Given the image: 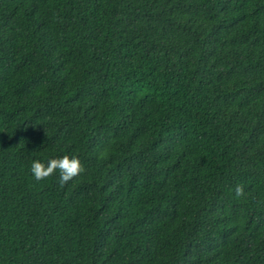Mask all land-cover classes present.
Segmentation results:
<instances>
[{"label": "trees", "instance_id": "1", "mask_svg": "<svg viewBox=\"0 0 264 264\" xmlns=\"http://www.w3.org/2000/svg\"><path fill=\"white\" fill-rule=\"evenodd\" d=\"M0 264H264V0H0Z\"/></svg>", "mask_w": 264, "mask_h": 264}, {"label": "clouds", "instance_id": "2", "mask_svg": "<svg viewBox=\"0 0 264 264\" xmlns=\"http://www.w3.org/2000/svg\"><path fill=\"white\" fill-rule=\"evenodd\" d=\"M84 171L79 158L68 155L50 159L46 165L38 160L33 161L31 165V172L37 181L45 180L58 173V182L61 185L68 183ZM235 191L237 195H243L242 186L238 185Z\"/></svg>", "mask_w": 264, "mask_h": 264}]
</instances>
